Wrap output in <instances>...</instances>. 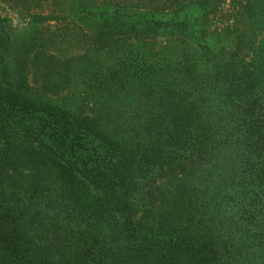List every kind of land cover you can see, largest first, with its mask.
Segmentation results:
<instances>
[{
    "label": "trees",
    "instance_id": "obj_1",
    "mask_svg": "<svg viewBox=\"0 0 264 264\" xmlns=\"http://www.w3.org/2000/svg\"><path fill=\"white\" fill-rule=\"evenodd\" d=\"M0 1L88 74L14 87L0 11V264H264V0Z\"/></svg>",
    "mask_w": 264,
    "mask_h": 264
},
{
    "label": "rangeland",
    "instance_id": "obj_2",
    "mask_svg": "<svg viewBox=\"0 0 264 264\" xmlns=\"http://www.w3.org/2000/svg\"><path fill=\"white\" fill-rule=\"evenodd\" d=\"M222 1L221 9L214 20L216 24L219 23L221 13L230 10V1L232 0ZM0 11L12 19L8 28L10 36L8 62L11 69L7 71L8 80H11L15 87L18 85V81L15 82L21 74L24 77L27 94L34 100L63 107L62 109L65 110L84 111L83 99L88 95L84 79L88 77V74L83 72L84 61L82 58L86 56V50L83 48H68L66 50L65 47L56 44L41 49L40 42L37 41L38 37L42 32H46V29L55 34L57 32L55 22L47 23L42 27L31 21V12H12L9 10L8 4L2 1H0ZM214 27L215 25L212 29ZM39 53L44 54L38 59ZM48 56H51L52 59L46 62L44 59ZM99 59L102 61L101 63H105L97 54L95 60ZM44 63L47 65L44 66Z\"/></svg>",
    "mask_w": 264,
    "mask_h": 264
}]
</instances>
